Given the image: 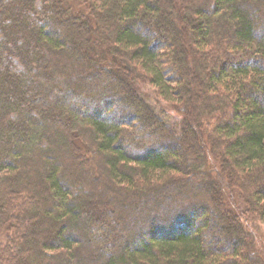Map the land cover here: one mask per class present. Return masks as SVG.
<instances>
[{"label": "trees", "instance_id": "obj_1", "mask_svg": "<svg viewBox=\"0 0 264 264\" xmlns=\"http://www.w3.org/2000/svg\"><path fill=\"white\" fill-rule=\"evenodd\" d=\"M256 222L264 0H0V264H264Z\"/></svg>", "mask_w": 264, "mask_h": 264}, {"label": "rangeland", "instance_id": "obj_2", "mask_svg": "<svg viewBox=\"0 0 264 264\" xmlns=\"http://www.w3.org/2000/svg\"><path fill=\"white\" fill-rule=\"evenodd\" d=\"M90 82H92V81H94V79L93 78H90L89 77V79H88ZM80 83V82H79ZM82 83H84V82H82ZM85 83H88V82H85ZM79 85H81V83L79 84ZM138 89L140 90V92L142 93L141 95H142V97L143 98H145L155 109H156V111H157V113L162 117V118H165V120L168 122L167 124H169L172 128H173V130L176 132V133H178V134H180L181 133V119H182V117L177 113V112H175L174 110H172V109H170L169 107H168V105L167 104H165V103H162V102H159V103H156V101L154 100V93H153V90H152V88L148 85V83H140V84H138ZM59 141H60V139H59ZM58 144H61L60 142H58ZM213 158V157H212ZM211 158V156H209V158H208V160H207V166H208V168H206L207 169V172L208 173H210L211 175H212V177H217V174H216V166H215V164H214V161H213V159ZM209 169V170H208ZM80 170H84V168H82V169H80ZM210 171V172H209ZM99 173H100V177H103L104 178V168L103 167H101V168H99ZM86 177H87V175H86ZM101 179V178H100ZM181 184H183L184 185V181L182 180L181 181ZM226 184V183H225ZM224 185V181H223V179H222V186ZM76 187V186H75ZM194 187V189L195 190H197V191H200V189L197 187V188H195L196 186H193ZM228 186L226 185V188H227ZM181 190H184L185 189V187H184V189L183 188H180ZM183 192V191H182ZM213 193V195H214V193H215V191H213L212 192ZM224 194V200H225V202L226 201H228L229 199H234V204H236L235 202H237L238 200L237 199H239V201H240V203H241V199H240V197L236 194V193H233V192H230V189L228 190V188H227V190H226V192L225 193H223ZM229 194V196H227ZM202 195H203V197H206L207 198V196H208V194H207V192H202ZM197 197V196H196ZM229 197V198H228ZM125 199V198H124ZM197 199V198H196ZM139 201L141 202L142 201V199L140 198L139 199ZM198 201H200V200H198ZM238 201V202H239ZM237 202V203H238ZM133 202L131 201V199L130 198H127V202L126 203H124V204H122L121 203V206L124 208V213H123V215L121 216V217H123V216H125V215H128L129 213L130 214H132L134 211L136 212V214L138 213V212H142L143 213V215H145V217L146 218H149V216L147 215L146 216V211H145V209L144 208H141L140 207V205L138 206V205H136V207L134 206V208H133ZM141 208L139 211H138V208ZM142 210V211H141ZM242 212V211H241ZM218 213V212H217ZM144 217V218H145ZM257 223V222H256ZM257 225L259 226V228L257 227ZM257 225H256V228H257V230H259L258 231V234H259V236L261 235V239L262 240H264V224H262V223H257ZM226 226H228V224H226ZM214 232L213 231H211V230H207L206 232H205V237L206 238H209V236H211L212 234H213ZM87 235V237H88V234H86ZM89 239L90 240H92V237L89 235ZM2 241H4V235L3 236H1V238H0V242H2ZM82 253H83V251H82Z\"/></svg>", "mask_w": 264, "mask_h": 264}, {"label": "bare ground", "instance_id": "obj_3", "mask_svg": "<svg viewBox=\"0 0 264 264\" xmlns=\"http://www.w3.org/2000/svg\"><path fill=\"white\" fill-rule=\"evenodd\" d=\"M189 191H191L192 193L194 192V191H192V189L191 188H189ZM138 219H141V218H143V213L142 212H140L139 214H138V217H137Z\"/></svg>", "mask_w": 264, "mask_h": 264}]
</instances>
